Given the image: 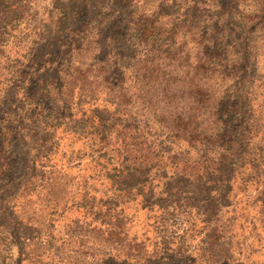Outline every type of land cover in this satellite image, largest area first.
Returning <instances> with one entry per match:
<instances>
[{"label":"rangeland","instance_id":"obj_1","mask_svg":"<svg viewBox=\"0 0 264 264\" xmlns=\"http://www.w3.org/2000/svg\"><path fill=\"white\" fill-rule=\"evenodd\" d=\"M117 1L122 0H0V264L125 262V256L112 244L116 239L109 224L112 212L103 219V214L98 217L90 211L95 200L93 191L98 197L109 198L123 194L122 190L111 189V180L91 177L98 167L91 160L95 153L90 145L83 138L68 134L65 122L50 125L54 120L51 113L36 108L34 103L37 97L48 102L52 95L59 97L65 93L71 101L75 95L80 97L78 104L73 103L80 113H88L91 106L103 101L114 106L119 117L133 114L134 109L141 118L147 112L157 120L167 115L168 108L162 101L153 99L150 106L144 87L132 71L134 62L126 59L130 47L136 44L133 50L141 49L130 31L125 34L132 28L124 20L131 7L114 15L109 11L101 14V18L96 17L99 4ZM123 1L131 4L133 0ZM146 3L172 12L177 10L173 7L174 0H146ZM178 3L193 7V16L186 23L189 29L182 30L183 34L189 32L184 41L190 54L189 64L195 68L200 58L201 64L214 63L211 48L226 44L223 59L234 69L224 78L225 73L218 75L212 64L209 73L213 76L199 84L200 75L191 81V77L185 78L180 73L169 89L179 101L193 97L194 87L199 85L210 102L205 115L204 110L195 111L201 115L193 122L205 118L204 123L213 131L224 120L232 122L236 118L241 106L237 108L239 104L235 103L241 95L252 97L249 91L257 68L264 78V0H178ZM181 19L185 22L183 15ZM203 48L206 59L199 55ZM248 50L253 56L251 60L245 58ZM254 55L259 56L258 60ZM244 60H249L250 66ZM115 61L118 65L113 66ZM112 72L117 74L114 80ZM171 76L166 74L161 80L168 81ZM52 77L61 79L67 89L54 90L57 86H50ZM255 84L258 86L259 82L255 80ZM133 92L135 96H131ZM156 93L157 90L152 91L151 97ZM118 95L130 101L121 105ZM224 114L227 118L223 120L220 117ZM253 116L258 121L264 117V102L255 108ZM184 136L179 135L162 158L170 173L178 171L187 157L166 156L186 150H189L186 156L195 154V148ZM68 158L70 167L66 165ZM110 159L108 155L104 160L109 168L113 166ZM49 174L55 175L57 181L50 180ZM32 182L37 190L32 189ZM58 182L61 185L57 186ZM82 196L86 198L83 201ZM130 197L127 193L118 200L130 201ZM183 203L181 196L177 205L181 211L178 229L171 222L160 225L158 217L146 212L143 223L156 221L157 230L181 234L193 222ZM185 250L181 248L177 254L180 261L175 264H228V253L213 240L199 245L192 243L189 251ZM245 258L243 254L239 260Z\"/></svg>","mask_w":264,"mask_h":264},{"label":"trees","instance_id":"obj_2","mask_svg":"<svg viewBox=\"0 0 264 264\" xmlns=\"http://www.w3.org/2000/svg\"><path fill=\"white\" fill-rule=\"evenodd\" d=\"M174 3L173 7L177 10L172 12L160 5L148 6L146 0H133L131 4L122 0L99 4L100 10L96 14L97 18H101V14L109 11L114 15L131 7L124 20L132 28H128L125 34L127 36L130 31L141 49L133 50L136 44L130 47L126 59L129 63L134 62L132 71L144 87L150 106L153 99L155 102L162 101L168 108L167 115L163 114L157 120L147 112L141 118L134 109L133 114L119 117L118 110L103 101L91 106L88 113H80L73 104L74 101L78 104L80 97L75 95L71 101L65 93L59 97L52 95L48 102L37 97L34 103L36 108L51 113L54 120L49 122L50 125L65 122L68 134L73 133L90 145V150L95 153L91 160L98 167L91 177L111 180V189L122 190L123 194L109 198L98 197L93 191L95 200L90 210L98 217L103 214V219L108 212H112L109 224L116 236L112 244H116V251L125 256V262L120 260L118 264H175L180 261L177 254L181 248L186 249V253L192 243L199 245L206 240L222 245V251L229 254L226 256L228 264H264V117L258 121L253 116L255 108L261 107L264 102V78L257 68L251 82L256 88L252 86L249 91L252 97L241 95L235 103L241 109L232 122L224 120L227 118L225 114L221 115L223 124L213 131L204 123L205 118L193 122L201 115L196 114V110L199 113L204 110L205 115L210 99L201 92L199 85H195L193 97L176 100L177 94L169 89L178 74L191 77V81L200 75L199 84L213 76L209 73L212 64L218 69V75L225 73L224 78L229 77L234 69L223 59V54L227 53L226 44L211 48L214 50L211 52L215 55L214 63L201 64L203 59L200 58L195 68L189 64L190 54L185 50L184 43L189 32L184 31L183 34L182 30L189 29L186 23L193 16V7L178 3V0ZM182 15L185 22L181 19ZM102 28L103 25L99 29ZM206 53L203 48L199 55L206 59ZM251 57L248 50L245 58L251 60ZM254 57L258 60L259 56ZM245 63L250 66L249 60ZM112 65L118 63L115 61ZM166 74L172 75L171 78L161 80ZM116 75L113 73V80ZM255 80L259 82L258 86ZM53 84L57 86L54 90L67 89L59 78L52 77L50 86ZM120 90L123 91V87ZM155 90L158 93L151 97L150 93ZM135 94L133 92L131 96ZM118 96L121 105L130 101ZM141 119H144L143 122ZM179 135L195 148V154L186 156L189 153L186 150L166 156L167 159L181 155L187 157L178 171L170 173L162 158L165 152H170L169 148ZM108 155L113 161L110 168L105 166L104 161ZM70 164L68 158L66 165L70 167ZM48 178L57 181L53 174H49ZM59 185L60 182L57 183ZM31 187L37 190L33 182ZM127 193L132 197L130 201L118 200ZM181 196H184L186 214L193 219L189 229L182 230L181 234L176 231L165 233L163 228L157 230L156 221L143 223V216L146 221L143 213L146 212L158 217L160 225L164 226L161 222H171L178 229L181 211L177 205ZM82 197V201L86 199ZM136 226L142 227L139 230L134 228ZM243 254L246 258L239 260Z\"/></svg>","mask_w":264,"mask_h":264}]
</instances>
